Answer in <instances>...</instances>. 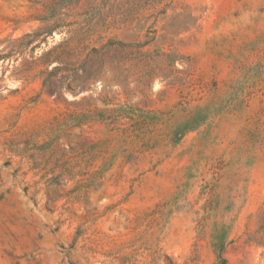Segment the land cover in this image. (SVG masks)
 I'll list each match as a JSON object with an SVG mask.
<instances>
[{
    "label": "rangeland",
    "instance_id": "rangeland-1",
    "mask_svg": "<svg viewBox=\"0 0 264 264\" xmlns=\"http://www.w3.org/2000/svg\"><path fill=\"white\" fill-rule=\"evenodd\" d=\"M0 264H264V0H0Z\"/></svg>",
    "mask_w": 264,
    "mask_h": 264
}]
</instances>
